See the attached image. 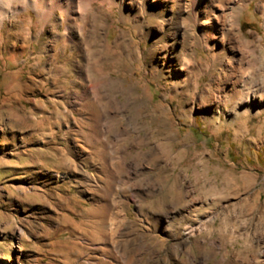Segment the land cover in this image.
<instances>
[{
  "label": "rangeland",
  "instance_id": "1",
  "mask_svg": "<svg viewBox=\"0 0 264 264\" xmlns=\"http://www.w3.org/2000/svg\"><path fill=\"white\" fill-rule=\"evenodd\" d=\"M22 3L0 19V264H80L81 230L144 235L169 264H264L259 0H246L234 53L186 45L188 78L156 66L146 15L101 7L103 36L91 39L87 18L81 38L68 31L74 46L65 22H40ZM129 95L140 98L128 113L101 118Z\"/></svg>",
  "mask_w": 264,
  "mask_h": 264
},
{
  "label": "bare ground",
  "instance_id": "2",
  "mask_svg": "<svg viewBox=\"0 0 264 264\" xmlns=\"http://www.w3.org/2000/svg\"><path fill=\"white\" fill-rule=\"evenodd\" d=\"M11 1L4 0L1 3L2 6H5L0 8V19L10 15L15 10L14 6H11ZM21 2H23V6H29L35 11L40 22L46 19L55 20L57 21L55 28L65 22L66 32L64 33H68L72 29L74 34L80 38L83 24L89 18V35L93 41H97L98 37L103 36L107 26L104 23L106 19H102L99 15L101 7L114 5L121 17L127 16L131 19L134 17L144 18L146 15L147 17L143 22L148 23V31L154 40L153 48L149 50L155 51L159 48L160 51V56L154 59L157 63L156 66L160 64L161 68L173 69L175 75L178 73L180 76L183 74L179 71H184L186 78L193 73V53L189 55L185 53L188 47L186 45L192 44L193 47L206 46L214 52L229 49L233 52L237 38L240 35L239 16L246 7V0H21ZM94 3H97L98 7L94 8ZM167 4H170L171 14L166 13ZM174 7L175 11H173ZM258 10L264 18V0H259ZM54 35L59 36L60 34L58 35L55 31ZM66 36L74 43V46L78 43V40L71 33ZM125 37L130 41L127 35ZM74 40H77V42H73ZM125 42L127 41L125 40ZM159 43L160 45L157 46ZM175 43L178 44V48ZM100 46H105L103 40L100 41ZM127 49L129 50V48ZM131 57L133 60L140 61L141 53L138 47L133 51ZM126 58L128 57L126 56ZM230 59L231 57L226 59V66L229 70H232L233 65H231ZM75 67H77V64ZM68 70L65 66L55 65L53 68V71L57 73L68 72ZM85 72L89 77L92 73V67H87ZM96 81L97 83H95L92 90L88 92V98L93 99L100 96V88L104 84L103 77ZM195 83L194 85H196ZM136 84H138L137 81L132 87L128 88V91L135 93ZM129 98L133 97L129 95L126 103H119L116 97L113 100L110 99L112 102L105 106L106 111L102 113L101 118L103 119L105 115H113L112 110L110 111L112 108H115L116 112L128 113V107L135 105L140 96L137 95L133 99ZM126 118L128 120L129 116ZM104 222L105 218H101L98 222L94 221L92 223L94 227L101 228ZM129 236L125 233L81 230V251L86 249L88 251V248H90L95 252L89 254L85 251L82 253L80 264H140L144 253H148L144 264H169L161 260L159 251L146 242L144 235L136 234L133 236L134 238L132 237V241L138 242L137 246L133 248L129 246L132 241L122 239H127ZM110 254L113 255L112 259H110ZM199 264H205L204 257L199 259Z\"/></svg>",
  "mask_w": 264,
  "mask_h": 264
}]
</instances>
